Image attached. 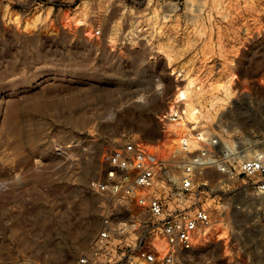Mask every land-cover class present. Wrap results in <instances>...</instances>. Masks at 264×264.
I'll return each instance as SVG.
<instances>
[{"label": "rangeland", "instance_id": "374dc122", "mask_svg": "<svg viewBox=\"0 0 264 264\" xmlns=\"http://www.w3.org/2000/svg\"><path fill=\"white\" fill-rule=\"evenodd\" d=\"M27 1L0 0V264H77L112 202L93 184L128 142L163 148L170 104L200 114L183 119L180 147L196 132L236 162L264 147V0ZM6 6L53 13L25 28ZM78 8L92 30L61 21ZM224 250L201 245L181 262L231 264Z\"/></svg>", "mask_w": 264, "mask_h": 264}, {"label": "built area", "instance_id": "2783aa9c", "mask_svg": "<svg viewBox=\"0 0 264 264\" xmlns=\"http://www.w3.org/2000/svg\"><path fill=\"white\" fill-rule=\"evenodd\" d=\"M37 5L28 0L22 6ZM182 113L177 109L169 120ZM195 138L194 150L185 142L159 161L135 142L125 145L104 181L93 184L112 202L103 207L100 230L77 264H182L215 223L228 229L231 264H264V147L236 162L219 150L218 136L196 132ZM156 237L165 242L163 251L154 245Z\"/></svg>", "mask_w": 264, "mask_h": 264}, {"label": "bare ground", "instance_id": "6f19581e", "mask_svg": "<svg viewBox=\"0 0 264 264\" xmlns=\"http://www.w3.org/2000/svg\"><path fill=\"white\" fill-rule=\"evenodd\" d=\"M53 13V8L48 7L46 9H41L33 13L29 18H23L20 14L12 12L8 6L5 7L4 10V18L7 19L9 24H14L17 26H23L25 28L28 27H35L37 24L44 22L48 17H50ZM91 15L89 13H83L79 8L73 11H63L61 13V21L64 22L67 26L72 28H80L82 26H87L90 30H92ZM165 56L170 61V57L166 54ZM176 77V81L181 82L185 80L182 73L177 71H173ZM234 83V77H229L228 80L225 82V87L229 88ZM188 97V90L186 89V85L184 86H177L176 93H175V101L177 100H185ZM212 105L215 104L214 101L211 103ZM182 110V117L177 120H169V116L174 114L176 110ZM167 120L165 124V143L162 149H153L148 145H144L146 150H152L153 154L156 155L155 161L159 160H167L170 159L180 149V140L179 136H181L186 126L183 119L190 118L195 121L200 119V114L198 110L195 108L193 104H182L180 107L178 104H170L168 108V112L166 113ZM195 124V123H194ZM255 153V152H254ZM202 237V241L199 244L207 245L212 243H218L220 241L225 242L228 237V229L227 227L223 226L222 224L215 223L210 229L206 230L204 233L200 234ZM223 243V242H222ZM154 245L160 250L163 251L165 249V242L156 237L154 239ZM197 247H201L198 245ZM226 247V246H225ZM225 251V250H224ZM226 253H228L226 247Z\"/></svg>", "mask_w": 264, "mask_h": 264}]
</instances>
